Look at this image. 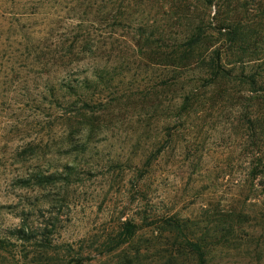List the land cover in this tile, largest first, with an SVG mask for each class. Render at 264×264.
Segmentation results:
<instances>
[{"label": "rangeland", "instance_id": "rangeland-1", "mask_svg": "<svg viewBox=\"0 0 264 264\" xmlns=\"http://www.w3.org/2000/svg\"><path fill=\"white\" fill-rule=\"evenodd\" d=\"M257 1L262 4L229 5L245 4L243 16L256 20ZM137 2L153 24L148 35L168 20L171 36H181L192 20L216 11L215 0ZM112 3L0 0V264H196L185 243L193 236L207 264H264V174L252 172L257 162L249 131L238 122V99H205L197 108L186 105L189 112L178 109V92L159 81L167 71L130 47V62L115 58L117 52L97 59L114 78L106 108L98 105L94 114L76 118L80 129L65 131L57 124L62 109L48 110L45 100L33 98L44 79L24 73L26 82L19 83L16 28L33 20L15 12L42 5V20L50 24L44 31L53 37L97 34L112 21ZM101 5L106 8L99 13ZM79 21L88 28H71ZM134 27L115 38L130 46ZM55 167L61 174L56 183L21 186L22 172ZM128 222L134 234L110 249ZM23 224L30 227L28 240L12 233Z\"/></svg>", "mask_w": 264, "mask_h": 264}, {"label": "trees", "instance_id": "trees-1", "mask_svg": "<svg viewBox=\"0 0 264 264\" xmlns=\"http://www.w3.org/2000/svg\"><path fill=\"white\" fill-rule=\"evenodd\" d=\"M137 1L126 0L123 5L124 0H113L107 9L112 21L104 24L105 21L98 18L97 21L104 26L96 28L97 34L88 32L53 37L44 31L50 24L42 20V17L46 19L47 13L42 5L35 6L34 12H15L23 20H33L29 25H18L16 28L14 63L19 83L26 82L24 73H33L35 77L44 79L39 89H35L33 98L39 102L45 100L48 110L54 106L62 109V112L57 113V122H60L57 124L65 131L70 128L78 130L82 126H79L80 122L76 118H87L86 115L94 114L99 110L95 109L98 105L100 109H105L110 94L107 86L114 78L108 65L99 66L97 59L117 52L115 58L119 60L125 57L130 62L125 51L133 47L132 50L144 55L145 61L162 66L167 71L160 76L159 81L164 87L178 92L177 100L181 99L183 103L178 109L186 105L197 108L205 99H238L241 107L238 122L241 129L249 131L247 137L252 147V157L257 162L252 172L255 170L254 175H263L264 0H260L261 5L257 1L260 12L256 20L254 16H243L249 11L245 4L230 7V0H215L214 15L209 18H205L204 14L198 16L181 36H171L168 20L156 26L154 34H146L153 24L142 15L139 9L141 3ZM212 2L209 0L210 4ZM105 8L106 5H101L98 12ZM36 18H40L38 23L34 21L38 20ZM82 23L72 24L71 28L77 29L78 24L82 27ZM132 26L135 27L131 30L133 42L130 46L115 38L117 35L122 36L117 31L123 32ZM83 27L84 30L88 28L86 25ZM81 67L85 68V72L79 74L77 72ZM207 94H210L208 98ZM187 107L185 109L189 112L190 108ZM52 115L57 116L54 113ZM87 125L92 128L93 122ZM60 144L65 145L64 141ZM57 169L22 172L19 174L21 186L43 188L56 183L61 175ZM172 227L178 228V224ZM29 229L27 224H23L12 233H16L19 239L28 240ZM134 232L135 224L126 223L123 236L110 249L125 243ZM1 243L3 240H0ZM185 243L195 255L196 264H207L200 238L186 237Z\"/></svg>", "mask_w": 264, "mask_h": 264}]
</instances>
